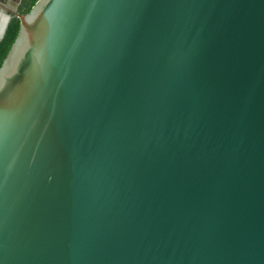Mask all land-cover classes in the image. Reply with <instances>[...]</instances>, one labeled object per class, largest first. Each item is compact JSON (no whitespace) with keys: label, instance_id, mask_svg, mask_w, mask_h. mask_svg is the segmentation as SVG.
I'll use <instances>...</instances> for the list:
<instances>
[{"label":"water","instance_id":"1","mask_svg":"<svg viewBox=\"0 0 264 264\" xmlns=\"http://www.w3.org/2000/svg\"><path fill=\"white\" fill-rule=\"evenodd\" d=\"M16 19L0 264H264V0H38Z\"/></svg>","mask_w":264,"mask_h":264},{"label":"trees","instance_id":"2","mask_svg":"<svg viewBox=\"0 0 264 264\" xmlns=\"http://www.w3.org/2000/svg\"><path fill=\"white\" fill-rule=\"evenodd\" d=\"M37 1L38 0H26V7L22 11H20V15L27 14ZM18 28H19L18 20L13 19L11 21L10 25L8 26V29L5 33L2 41L0 42V66H1L3 60L5 59V57L7 56L15 38H16Z\"/></svg>","mask_w":264,"mask_h":264},{"label":"crops","instance_id":"3","mask_svg":"<svg viewBox=\"0 0 264 264\" xmlns=\"http://www.w3.org/2000/svg\"><path fill=\"white\" fill-rule=\"evenodd\" d=\"M17 1L19 0H0V34L2 32V36L4 35L3 30H4V25H5L4 22L6 18V12L7 10H14L15 7L13 5V2H17ZM16 7H19V6H16ZM0 41H2V39Z\"/></svg>","mask_w":264,"mask_h":264},{"label":"flooded vegetation","instance_id":"4","mask_svg":"<svg viewBox=\"0 0 264 264\" xmlns=\"http://www.w3.org/2000/svg\"><path fill=\"white\" fill-rule=\"evenodd\" d=\"M19 14L20 13H19V8L18 7L15 10H7L6 16L9 17L10 19H9L8 25H7L6 29H5L4 35H5V33H6L7 29H8V26L10 25L11 21L13 19H16L17 16H20ZM4 35H3V37H4Z\"/></svg>","mask_w":264,"mask_h":264},{"label":"rangeland","instance_id":"5","mask_svg":"<svg viewBox=\"0 0 264 264\" xmlns=\"http://www.w3.org/2000/svg\"><path fill=\"white\" fill-rule=\"evenodd\" d=\"M13 5H14L15 9L17 8L16 6H19L18 8H19V13H20V11H22L26 7V0H19L17 2H13ZM7 25H8V23H7Z\"/></svg>","mask_w":264,"mask_h":264}]
</instances>
